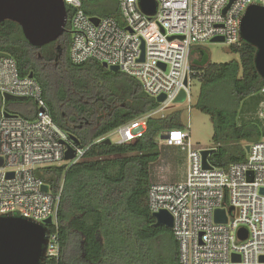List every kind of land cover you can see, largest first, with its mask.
<instances>
[{"label":"built area","instance_id":"1","mask_svg":"<svg viewBox=\"0 0 264 264\" xmlns=\"http://www.w3.org/2000/svg\"><path fill=\"white\" fill-rule=\"evenodd\" d=\"M86 1L64 0L71 63L94 60L115 66L118 72L137 80L155 101L164 96L154 110L99 139L116 135L115 144L141 138L147 119L164 118L181 92L185 93L184 101H189L190 80L195 74L189 62L193 46L215 37H222L229 46H239V24L245 10L252 4L264 6V0H153L155 12L146 15L139 0H119L116 18H100L85 14ZM91 18H97V24ZM4 95L32 100L36 113L31 120L12 114L4 117L6 111H1L0 217H19L41 225L51 218L44 261L57 263L60 191L44 192V183L35 173L47 166H71L91 145H75L54 123L39 85L33 78L20 77L10 56L0 57L2 101ZM257 119L264 128V106ZM262 135L249 145L243 162L210 169L202 167L200 149L191 144L186 128L160 137L163 146L184 154L186 171L180 181L151 180L148 208L151 214L165 211L171 215L180 264H264V131ZM68 148L73 149L71 160L64 159ZM162 170V166L157 167V173ZM216 210L224 211L225 223L215 222ZM240 230L245 232L244 239L238 237Z\"/></svg>","mask_w":264,"mask_h":264},{"label":"trees","instance_id":"2","mask_svg":"<svg viewBox=\"0 0 264 264\" xmlns=\"http://www.w3.org/2000/svg\"><path fill=\"white\" fill-rule=\"evenodd\" d=\"M66 29L57 41L33 47L19 25L0 23V52L15 61L20 77L32 75L54 123L76 137L81 147L91 145L79 162L47 166L35 173L50 193L60 191V256L57 263L42 264H180L172 231L154 226L147 193L150 166L160 156L158 139L165 132L185 129L181 111L148 118L143 136L129 143L100 141L158 103L137 80L111 72L97 61L72 64L69 23ZM230 49L238 60L191 64L195 72L191 79L199 85L195 108L213 124L216 147L208 162L216 168L243 162L246 152L241 143L250 145L262 137L261 122H246L241 113L246 99L259 94L264 85L254 67L255 49L243 41ZM2 103L0 97V118ZM22 109L26 113L27 108Z\"/></svg>","mask_w":264,"mask_h":264},{"label":"water","instance_id":"3","mask_svg":"<svg viewBox=\"0 0 264 264\" xmlns=\"http://www.w3.org/2000/svg\"><path fill=\"white\" fill-rule=\"evenodd\" d=\"M139 6L146 15H153L155 12L153 0H139ZM67 19L64 0H0V23L8 20L19 25L24 39L33 47H43L57 41L67 31ZM91 21L97 24L98 19L91 18ZM239 35L243 42L255 49L254 67L260 78L264 80V6L252 4L247 7L240 20ZM173 39L174 37L169 38V40ZM223 41L222 37L210 40V42L220 43ZM6 56L8 55L0 52V57ZM101 65L111 72H118V68L115 66H107L106 63ZM29 77L32 78V75ZM163 100L164 96L156 98L157 103ZM184 100L185 93L181 92L174 103H183ZM10 101H25V98L3 96V103ZM3 116L10 117L11 114L4 112ZM240 122H242L241 119ZM262 130L264 131V128ZM70 139L75 145H80L76 137L70 136ZM104 142L111 143L109 139H105ZM213 151L214 149L200 150L204 169L212 167L208 162V156ZM245 151H249V145L245 146ZM73 158V149L68 148L64 153V159L71 160ZM1 161L0 159V165ZM8 176L11 177L12 174L10 173ZM42 190L48 192L49 187L44 184ZM261 192L264 193V189H261ZM151 215L155 221V227L172 229V217L169 213L160 211ZM214 220L218 223H225L224 211L216 210ZM49 225H51V218L41 225L19 217H0V264H42L45 260ZM238 237L244 239L245 232L240 230Z\"/></svg>","mask_w":264,"mask_h":264},{"label":"rangeland","instance_id":"4","mask_svg":"<svg viewBox=\"0 0 264 264\" xmlns=\"http://www.w3.org/2000/svg\"><path fill=\"white\" fill-rule=\"evenodd\" d=\"M84 8L92 15L96 17H107L119 12V0H88L84 4ZM238 60V55L231 51L230 46L220 42H205L197 46H193L189 56V62L192 65L203 66L208 63L222 64L231 61ZM199 85L196 80H190V97L189 101L183 103L171 104L165 113H170L175 110L181 111V120L189 133L191 144L196 149L209 150L214 149L216 145L212 142L213 137V124L207 115L202 114L195 108L196 99L198 96ZM120 94V93H119ZM121 95V94H120ZM263 97L260 94H255L246 99L245 110L242 116L244 121H256L255 111L260 106ZM259 100V101H258ZM22 108H27L26 113ZM22 109V110H21ZM36 110V106L32 100L25 101H10L8 103H2L1 111H7L12 115L20 117L32 118L33 113ZM261 134L263 130L260 127ZM263 137V135H262ZM110 141L115 143L117 140L116 135L109 137ZM250 143V142H248ZM242 146L249 145L241 143ZM162 140L158 139V150L161 152ZM246 152V151H245ZM247 154V152H246ZM166 160L171 163V172L173 178H169L168 181H179L184 172L186 171V160L184 154L179 150L173 153L164 154ZM164 171L158 174H164ZM167 181V180H166Z\"/></svg>","mask_w":264,"mask_h":264},{"label":"crops","instance_id":"5","mask_svg":"<svg viewBox=\"0 0 264 264\" xmlns=\"http://www.w3.org/2000/svg\"><path fill=\"white\" fill-rule=\"evenodd\" d=\"M262 106H264V105H262ZM262 106L257 107V110L255 111V117L256 118H257V112ZM176 150H178V149L172 148V147H165V146H163L161 148V152H160V156H159L158 160L150 166L151 180H153V181H157V180L166 181L167 180V182H176V181H168V180H170L169 178H173V176H174L173 173L170 171L171 167H172L171 166L172 162H168L164 156V154H168L170 152L173 153ZM158 166H162L164 174H158L157 173V167ZM184 174H185V172H184ZM184 174L179 179V181L184 178Z\"/></svg>","mask_w":264,"mask_h":264},{"label":"bare ground","instance_id":"6","mask_svg":"<svg viewBox=\"0 0 264 264\" xmlns=\"http://www.w3.org/2000/svg\"><path fill=\"white\" fill-rule=\"evenodd\" d=\"M259 94L263 97L262 102L260 103V106H262V105H264V92L259 93Z\"/></svg>","mask_w":264,"mask_h":264}]
</instances>
